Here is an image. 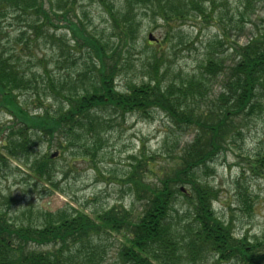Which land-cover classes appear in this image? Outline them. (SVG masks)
<instances>
[{
  "label": "trees",
  "instance_id": "trees-1",
  "mask_svg": "<svg viewBox=\"0 0 264 264\" xmlns=\"http://www.w3.org/2000/svg\"><path fill=\"white\" fill-rule=\"evenodd\" d=\"M91 1L105 14L108 27L100 32L83 9L77 11L75 0H0V113L11 122L0 171L13 160L36 185L59 190L58 161L46 152L37 156L40 144L53 145L70 164L88 162L104 144L113 117L146 119L154 112L169 119L162 151L176 146L174 162L156 182H146L148 154L141 150L129 158L121 183L139 210L112 206L89 215L69 206L49 212L30 204L12 213L11 199L0 197V264H107L110 242L116 243L118 264H264V232L238 236L214 209L218 191L206 182L248 121H264V18L245 44L216 52L228 42L225 15L242 30L264 0H235L234 9L229 0ZM143 21L163 28L167 42L176 33L182 38L179 29L189 22L215 24L220 39L207 42L196 70L185 75L171 71L165 50L154 48L156 40L145 42L144 61L135 69L141 80L118 84L133 66L131 47ZM44 46L52 51L49 61L40 54ZM183 130L192 136L179 145L175 134ZM261 142L244 171L264 179ZM239 190L245 214L252 215L250 194Z\"/></svg>",
  "mask_w": 264,
  "mask_h": 264
},
{
  "label": "rangeland",
  "instance_id": "rangeland-1",
  "mask_svg": "<svg viewBox=\"0 0 264 264\" xmlns=\"http://www.w3.org/2000/svg\"><path fill=\"white\" fill-rule=\"evenodd\" d=\"M75 1L77 11L83 9L89 16L92 29H95L96 32L107 29L105 14L95 1ZM229 2L231 9L237 6L235 0H229ZM225 18L228 27L227 41L230 43L223 42L217 48V53H223L227 46L246 43L253 31L252 28L262 23L264 5L254 8L253 13L244 20L242 30L235 28L231 23L233 19L231 15L227 14ZM234 20L237 21L236 25L238 26L240 24L238 17ZM142 25L144 28L140 31L138 40L131 47L133 49L131 58L133 66H127L126 70L120 74L117 80L118 84H123L126 80L131 79L141 80L138 77V71L145 58V53L142 50L144 43H148L147 35L149 34L157 41L154 48L165 50L166 62L170 64L171 71L176 73L177 70H181L184 75L192 74L196 70L204 56V46L207 42L216 39V37L218 40L220 39L216 33L218 29L221 31V28L212 23L201 26L197 23L192 25V22H189L185 27L179 29L180 33L178 34L182 38L177 37L176 33V38L170 42L165 40L163 28L151 29V25H147L146 21H143ZM104 32L106 34L107 31ZM44 48L40 54L46 55V60L49 61L52 57V51L46 46ZM230 55L231 52H227V57L224 59L227 66L231 63ZM217 56L222 58V54ZM48 68L54 71L52 66ZM135 69L138 71L135 72ZM172 75L170 72L167 79L171 78ZM218 90L219 84L216 80L212 83V91L217 92ZM29 96L22 95L20 98L24 100ZM32 107L30 104L28 105L30 110ZM8 119V115L3 112L0 113V150L3 147L4 138L7 136V129L11 124ZM112 119L110 128L105 134L104 144L97 152V156L94 159H89L88 162L79 159L80 161L70 164V160H64V156L59 150H55L53 145L45 148V144H40L36 148L37 156L46 152L58 161L54 181L56 178L59 190H50L45 185L44 187L39 184L36 185L28 176L27 173L29 172L25 167L18 165L13 160L8 161L9 166L0 171V197L11 199L9 211L12 213L25 212V208L27 210L30 204L35 209L49 212L69 206L89 215L112 206L133 207L134 210H139L140 205L132 203L121 179L129 164L132 163L129 158L136 156L141 150L145 151L150 158L145 167L146 173L144 172L145 175L143 176L146 182H156L161 173H168V169L174 162L173 154L177 151L176 146L172 147V144L169 145L170 151L168 153L162 151V143L169 132V119L163 113L158 112L151 113V117L146 119L136 115H127L123 119L119 117ZM13 128L15 127L13 126ZM175 135L179 136V143H177L181 145L190 140L192 131L183 130L179 135L177 133ZM261 141H264V121L251 119L243 129L242 137L235 140L216 159L213 164L214 173L206 179V182L218 191V199L213 204L217 214L222 219L230 220L233 223L234 232L238 236L246 235L250 239L264 232V179L252 177L249 173L245 174L244 169L248 166V160L252 159L256 150L263 145ZM150 169L153 173L149 172ZM241 173L244 175L242 178L240 177ZM240 187L247 189L252 198L251 203L254 208L252 215L245 214L242 208L238 196ZM178 208L182 209L183 205H178ZM110 243L106 262L107 264H115L116 243Z\"/></svg>",
  "mask_w": 264,
  "mask_h": 264
},
{
  "label": "water",
  "instance_id": "water-1",
  "mask_svg": "<svg viewBox=\"0 0 264 264\" xmlns=\"http://www.w3.org/2000/svg\"><path fill=\"white\" fill-rule=\"evenodd\" d=\"M147 39H148L149 41H154V39L152 38L151 34L148 35Z\"/></svg>",
  "mask_w": 264,
  "mask_h": 264
}]
</instances>
